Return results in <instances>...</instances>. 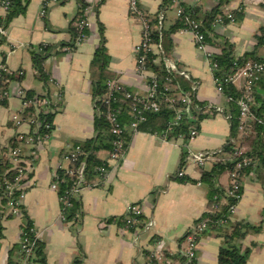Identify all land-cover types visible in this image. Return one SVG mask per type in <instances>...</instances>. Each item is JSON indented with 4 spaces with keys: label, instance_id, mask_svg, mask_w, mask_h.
<instances>
[{
    "label": "crops",
    "instance_id": "1",
    "mask_svg": "<svg viewBox=\"0 0 264 264\" xmlns=\"http://www.w3.org/2000/svg\"><path fill=\"white\" fill-rule=\"evenodd\" d=\"M45 0H30L24 14L8 25L6 36L0 35V64H5L11 81L9 90L18 88L37 96H50L58 92L63 100L54 113V128L42 143L41 153L35 161L31 181L21 200L22 213L9 215L2 223L0 233V264L16 260L15 248L28 219L43 245L46 264H146L149 254L158 245L163 253L162 264H184L181 252L185 236L205 213L212 210L208 187L201 183L203 170L210 171L217 159L207 162L203 169L184 164L185 156L198 151H220L229 142L242 141L232 136L231 122L216 113L214 118L197 123L198 135L192 142L183 138L163 139L148 132L133 133L123 158L115 164L109 160V151L101 150L97 157L110 164V175L104 182L100 177L80 195L78 218L68 222L61 218L58 192L51 188L56 171L61 166L71 167L67 155L76 144L96 136L95 119L99 114L92 95L90 65L101 42L104 30L108 70L127 88L144 92L145 80L135 73V48L141 41V26L129 15V0H59L42 16ZM82 5L92 9L89 38L75 51L67 52L72 43V26ZM143 10L166 14L165 29L176 21V11L165 6V0H140ZM183 5L197 8L203 16L217 5L213 0H183ZM219 17L229 10L239 12L242 18L226 25L214 24V34L220 41H228L235 57L244 58L255 53L264 59V46L258 47V37L264 29V0H230L223 3ZM0 7V18H5ZM173 55L179 70L187 72L197 84L198 105L222 106L211 64L200 51L191 33L179 30L172 36ZM49 46L52 52L42 63L47 80L40 77L35 55L40 46ZM213 54L221 49L209 46ZM21 101L14 96L0 102V156L19 132L27 126L17 127L13 116L21 113ZM226 158V157H225ZM184 170L185 177H179ZM229 173L218 180L220 189L227 191ZM140 205L145 219L154 221L148 232L137 228L123 229L127 209ZM224 204V203H223ZM242 223L255 228L239 240L243 251L249 252L247 264H264V171L259 163L243 178V194L232 225ZM224 229V232L231 230ZM209 231L198 245V264H219L218 255L225 242V234Z\"/></svg>",
    "mask_w": 264,
    "mask_h": 264
},
{
    "label": "built area",
    "instance_id": "2",
    "mask_svg": "<svg viewBox=\"0 0 264 264\" xmlns=\"http://www.w3.org/2000/svg\"><path fill=\"white\" fill-rule=\"evenodd\" d=\"M169 8L176 11L177 18L184 17L185 27L182 29L193 35L197 48L204 52L210 61L211 72L214 73L217 70V64H213L212 58L214 55L208 48L209 45L205 42L204 35L201 33L200 24L191 20L184 13L183 0H168ZM214 3L219 6L230 0H213ZM59 3V0H45L42 8L41 15L44 17L47 14L49 7L52 4ZM13 6V0H0V7L4 11L5 15L9 13ZM129 15L139 22L141 26V41L135 48L136 57V69L135 73L145 80L144 92L133 91L124 86L118 79L110 80L107 83V91L103 97L101 103L106 107V120L110 124V132L115 137L113 142V148L109 151V160L117 164L125 155L126 152V134L127 132L138 133L139 126L147 121L146 113H159L162 110V105H166L169 109L175 111V115L172 121H170L166 130L162 133L156 131H147L148 133L160 136L163 139H169L175 128L180 126L185 116H190L193 111L201 114L208 113L209 111H215L218 114L223 115L228 121L231 122L232 116L229 113V106L235 103L238 106V135L241 139L250 137L255 131V125L258 124L264 128V115L258 116L255 109L260 106V103L256 100V94H262L264 91L259 87V82L264 76V61L256 62L250 61L243 67L239 68L234 74H232L226 81L221 82L220 79L214 76L216 89L224 99L225 105L222 106H207L203 107L197 104L195 93L197 91V84L191 79L190 75L182 70H179L175 61L167 59L163 55V49L161 45L154 44L152 33L156 30L162 31L165 29L166 14L163 10L157 13H148L141 8L140 0H129ZM92 9L88 6L82 7L79 10V14L75 19V28L77 31L76 38L74 40V49L67 48V52L75 51L81 44H83L89 38L90 32V14ZM234 11L229 10L224 16L230 20V23H234ZM217 24L222 25L221 22ZM0 35L6 36V30L3 26H0ZM150 55H157V62H161L164 67L167 77L164 82L161 83L158 74L149 69L148 63ZM173 73L185 78L191 82L192 87L189 92H182L179 86L173 84ZM9 74V70L5 64H0V102L9 100L16 96L21 101V113L13 116V121L17 127L27 126L28 130L19 132L16 134L15 141L17 147L8 148L6 156L9 159V163L13 165L17 174L14 179H6L4 183V194L0 195V225L11 216H18L22 213L21 200L25 194L27 185L31 181L32 173L35 168V161L37 156L41 153L42 143L50 137L49 133L43 135V132L50 131L53 124L49 122L48 117L53 115L59 104L63 100L61 92L56 94L53 99L50 96H34L29 97L28 92L23 88H18L15 93L9 90L11 81L5 79V75ZM1 82L8 84L7 87L1 86ZM225 84H228L238 92L241 93V97L235 99L232 96L225 94ZM128 102L130 104L129 114L133 120L129 125L124 126L119 122V115L121 109L114 107L115 104ZM198 135L197 129L194 127L189 133L187 142H192ZM180 138L185 139L180 136ZM235 144V149L230 157L218 158L223 154L220 151H198L190 153L185 156L184 164H192L193 166L203 169L208 161L217 159L216 162L231 161L235 163L234 169L229 173L230 181L227 190V197L235 200V203L229 205V217L231 218L237 212V205L242 198L241 190L243 188L244 169L249 166L250 160L245 157L247 146L241 142ZM84 154V151L80 146L73 148V150L67 155L66 160L71 163V167L64 169L61 166L54 175V180L51 188L58 192L60 183L63 182L59 175V171L65 170L68 177L72 178L74 183L64 194L59 196L61 202V218L66 221L65 210L70 208L73 204V200H79L81 192L87 187H96L97 184L88 183L84 176V164L79 170L76 169V163L80 156ZM98 177L104 182L110 175V164H104L97 169ZM179 177H185L184 170H181ZM19 191L20 197L14 198V192ZM6 203H3V200ZM228 199L223 198L213 205L210 212H219L222 206L228 205ZM224 203V204H223ZM225 223L222 221L221 224ZM142 228L143 231L148 232L154 228V221L152 219H145L144 210L138 204H132L128 207L123 224V229L126 232ZM208 230V220H203L189 230L185 236V246L181 252V256L184 260V264H198V245L201 237ZM39 241V237L35 228L30 229V233L24 231V228L20 235L19 245V259L17 264H38L36 255V246ZM160 242H157V247L154 248L149 254L146 264H162L161 258L163 253L158 246Z\"/></svg>",
    "mask_w": 264,
    "mask_h": 264
},
{
    "label": "trees",
    "instance_id": "3",
    "mask_svg": "<svg viewBox=\"0 0 264 264\" xmlns=\"http://www.w3.org/2000/svg\"><path fill=\"white\" fill-rule=\"evenodd\" d=\"M30 0H13V6L9 13L5 16V18H0V26H3L5 29L8 27L9 23L18 15L24 14L28 3ZM170 4L168 0H165V6ZM223 5V4H221ZM217 6L212 12L207 13L203 16L200 15L197 8L187 7L183 5L184 13L191 20L200 24L201 33L204 35L205 42L209 46H216L221 49L220 54H216L212 58V63L217 64V70L214 73V76L220 79L221 82L226 81L232 74H234L239 68L243 67L246 63L250 61L262 62L264 59H258L255 56V53H249L244 58L235 57L234 48L228 41H220L219 37L214 34V24L217 22H221L223 25L229 24L230 20L226 17H219V10ZM82 7H86L82 5ZM242 18L241 13L235 12L234 19L235 22L239 21ZM75 24V22H74ZM72 26V34L73 40L72 43L66 47L74 49V40L77 35V31L75 26ZM185 27L184 17L177 18V21L169 28L163 29L162 31L156 30L152 33V38L154 44H158L162 46L163 55L167 59H171L173 55V39L172 36L179 30H182ZM258 47L264 46V29L261 30V34L258 37ZM39 54L35 55V64L37 69L39 70L40 77L44 80H47L46 75L43 73L41 68L43 61L48 56L49 53L52 52V48L49 46H40L38 48ZM157 55H150V60L148 63V67L154 73L158 74L161 83L164 82L167 77V73L164 70L161 62H157ZM110 62V57L107 53L106 42L104 37V30L101 28V42L99 47L96 49L94 58L90 65V79L92 81V95L96 102V107L99 111L95 119V131L96 136L92 139L86 140L84 142L78 143L75 147L80 146L84 151V154L79 157L78 162L76 163V169L79 170L80 167L84 164L83 176L88 183H92V181L97 178L98 172L97 168L106 164L101 161L97 154L101 150L110 151L113 148V142L115 137L110 132V124L106 120V107L102 105L101 101L106 94L107 91V83L110 80L117 79L112 73L109 72L108 66ZM5 79H9V81L16 80V77L11 74L5 75ZM173 84L179 86L182 92H189L191 90L192 84L185 78L179 76L176 73L172 75ZM1 86L7 87L8 84H4L1 82ZM259 87L262 91H264V76L261 78L259 82ZM225 94L228 96H232L235 99L241 97V93L238 92L234 87L225 84ZM29 97L37 96L32 92H28ZM42 97V96H38ZM256 100L260 103V106L255 109V112L258 116L264 115V96L262 94H256ZM114 107H118L121 109L119 115V122L127 126L132 122L133 118L129 114L130 104L128 102H121L119 104H115ZM229 113L232 116L231 119V132L232 136L236 137L238 135V116L239 110L238 106L235 103L230 104ZM175 115V111L169 109L165 104L162 105V110L159 113H146L147 121L139 126V130L141 132L147 131H156L158 133H162L166 130L167 124L173 120ZM216 115L215 111H209L208 113L201 114L199 112L193 111L190 116H185L177 128H175L172 132L170 138H180V136L185 138L187 142L189 133L191 129L194 127L198 131L197 123H200L203 120L214 118ZM54 114L48 117L49 122L53 124ZM53 127L50 131L43 132V135L46 133L51 134ZM132 132H127L126 134V149L131 141ZM243 145L247 146V151L245 153V157L250 160L249 166L244 169V176L247 172H249L253 168L254 163H259L262 171H264V128L258 124L255 125L254 133L244 140L241 141ZM17 142L13 140L10 145V148L17 147ZM237 144L233 142H229L222 149L225 157H230L235 149ZM74 147V148H75ZM224 157V158H225ZM235 163L231 161L224 162H216L213 165V168L210 171L203 170L201 183L206 185L209 190V200L213 207L216 202L222 200L223 198H227L228 205L222 206L219 212H208L203 215L200 221L208 220V230L216 231L218 233L224 232V229L227 227H231V220L229 217V205L235 203V200L227 197V191L220 189L218 185L219 178L224 173H230L234 169ZM16 170L13 168V165L9 162L3 163L0 156V195L4 194V183L6 179H14L16 177ZM59 175L63 182L60 183L58 189V195L61 196L64 194L70 187L73 186V179L68 177L65 173V170L59 171ZM184 179V177H182ZM241 194H243V188L241 190ZM14 198L20 197V192L15 191ZM3 203H6V200H3ZM80 202L79 200H73V204L70 208L65 210L66 221L76 220L78 218V209ZM22 208V206H21ZM222 221L225 223L221 224ZM197 222V223H198ZM24 231L30 233V229L34 228L33 224L27 219L24 225ZM256 230L255 228L248 226L246 224L238 223L232 225L231 230L228 232H224L225 234V242L222 245L219 255L218 262L219 264H247L249 252L243 251L241 245L239 244V240L244 238L250 231ZM2 231V226L0 225V233ZM205 232L204 234H206ZM203 234V235H204ZM16 251V260H12L9 264H17L19 259V251L20 245L18 244L15 248ZM36 255H37V263L38 264H46L44 248L40 241L37 242L36 246ZM183 260V258H182Z\"/></svg>",
    "mask_w": 264,
    "mask_h": 264
}]
</instances>
